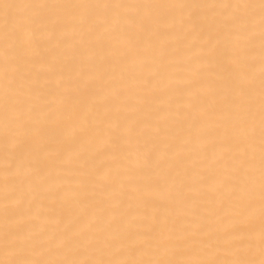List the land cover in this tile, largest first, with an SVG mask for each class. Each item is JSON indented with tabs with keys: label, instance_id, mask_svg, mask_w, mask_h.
I'll use <instances>...</instances> for the list:
<instances>
[{
	"label": "bare ground",
	"instance_id": "bare-ground-1",
	"mask_svg": "<svg viewBox=\"0 0 264 264\" xmlns=\"http://www.w3.org/2000/svg\"><path fill=\"white\" fill-rule=\"evenodd\" d=\"M0 264H264V0H0Z\"/></svg>",
	"mask_w": 264,
	"mask_h": 264
}]
</instances>
